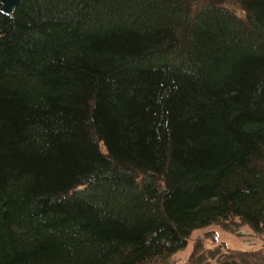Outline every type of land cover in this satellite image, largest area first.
Here are the masks:
<instances>
[{"label":"trees","instance_id":"trees-1","mask_svg":"<svg viewBox=\"0 0 264 264\" xmlns=\"http://www.w3.org/2000/svg\"><path fill=\"white\" fill-rule=\"evenodd\" d=\"M199 1L0 9V264H164L207 224L264 231V0ZM234 252L210 264H264Z\"/></svg>","mask_w":264,"mask_h":264},{"label":"rangeland","instance_id":"rangeland-1","mask_svg":"<svg viewBox=\"0 0 264 264\" xmlns=\"http://www.w3.org/2000/svg\"><path fill=\"white\" fill-rule=\"evenodd\" d=\"M208 1L223 4L239 13H243L242 8L234 0H201L199 3H207ZM187 242L185 247L176 251L164 264L192 263L197 247V253L203 255V264L213 263L230 251L232 253L234 251V253H241L242 251L252 250H262L264 252V231L259 233L242 223L229 230L219 223H211L193 230Z\"/></svg>","mask_w":264,"mask_h":264},{"label":"water","instance_id":"water-1","mask_svg":"<svg viewBox=\"0 0 264 264\" xmlns=\"http://www.w3.org/2000/svg\"><path fill=\"white\" fill-rule=\"evenodd\" d=\"M18 3L19 0H0V9L4 14L8 15L14 12Z\"/></svg>","mask_w":264,"mask_h":264}]
</instances>
